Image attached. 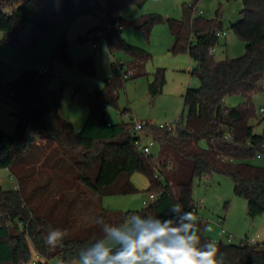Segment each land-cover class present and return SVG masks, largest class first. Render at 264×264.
<instances>
[{
	"label": "trees",
	"instance_id": "1",
	"mask_svg": "<svg viewBox=\"0 0 264 264\" xmlns=\"http://www.w3.org/2000/svg\"><path fill=\"white\" fill-rule=\"evenodd\" d=\"M147 2L108 0L105 17L110 27L103 29L106 46L111 54L121 51L130 55L132 66L124 73L120 64V72L115 70L102 90L81 98L77 91L76 101L89 110L80 132L62 116V88L48 89L53 74L25 69L9 83L0 81V99L22 108L13 135L0 127V170L7 169L18 181L15 190L0 186V264H29L34 253L43 260L36 264H50L55 258L60 264H79V251L103 237L98 218L113 225L123 223L132 213L169 218L174 204L196 216L194 181L216 174L232 179L234 193L247 200L252 220L264 215V166L252 164L264 154V132L257 135L252 126L255 120L264 122L253 103V97L264 92V0H242V20L231 30L244 43L245 54L220 62L211 49L223 34L222 21L197 16L196 4L184 7L181 20L149 14L129 23L147 39L157 24L167 23L174 40L171 52L188 54L195 63L191 74L200 80L198 88L188 89L184 95L185 124H177L173 130L145 124L142 134L151 135L161 145L157 161L139 150L142 135L135 131V123L113 124L107 118V109L118 107L128 73L136 77L135 71L143 70L152 59L147 51L126 43L119 30L126 22L116 16ZM6 9L10 12H4ZM100 12L93 0L78 4L72 0H0L2 41L25 54L62 18L73 21L80 16H100ZM26 27L28 39L24 40ZM57 57L71 63L66 41L59 45ZM165 84V71L159 69L149 84L151 96L160 95ZM234 95L245 102L228 107L225 99ZM30 130L38 139L47 140L46 144L36 145ZM201 141L207 142L206 149L199 145ZM50 143L56 145L48 156L46 145ZM37 165L50 173L34 185L29 179L37 175L32 171ZM136 174L147 177V192L155 197L152 202L138 212L114 213L104 208L106 196L139 192L132 183ZM69 191L77 192L73 199ZM197 221L201 241H214L205 235L202 220ZM55 229L65 232L63 247L45 243V237ZM216 245L218 254L224 255V264H264V243L241 246L220 241Z\"/></svg>",
	"mask_w": 264,
	"mask_h": 264
},
{
	"label": "rangeland",
	"instance_id": "2",
	"mask_svg": "<svg viewBox=\"0 0 264 264\" xmlns=\"http://www.w3.org/2000/svg\"><path fill=\"white\" fill-rule=\"evenodd\" d=\"M72 1L78 4L80 0ZM93 1L101 8L100 16H80L73 21L62 18L25 54H19L16 49L5 44L2 41L3 34L0 32V81L9 83L17 79L21 71L25 69H32L41 74H53L48 82V89L56 91L62 88V116L74 126L76 132L81 131L89 117V110L76 101V91L80 90L78 98H81L83 94L102 90L104 82L113 78L116 71L120 72L118 67L120 64L123 66L124 73L132 66L130 55L121 51L111 54L106 46L103 29L110 24L105 17L108 0ZM191 4H196L195 14L197 16L207 20L219 17L222 21L223 34L213 52L216 61L237 59L245 54L244 43L231 30L233 24L242 20V0H148L141 8L132 5L124 9L116 16L123 18L126 22L121 30V37L129 45L142 48L150 53L152 59L143 70L135 71L136 77H128L125 87L120 92L118 107L107 109V118L111 123L139 122L149 123L156 127L161 124L175 126L186 123L187 111L184 109V95L188 89H196L200 86V80L191 74L195 63L188 54L174 55L171 52L174 40L167 23L157 24L149 39L142 31L130 26L129 23L149 14H158L164 19L181 20L184 7ZM4 12H10V9ZM28 30L29 28L26 27L22 34L24 40L28 39ZM92 33L96 34V39L89 38ZM63 41H66L68 45L70 64L62 62L57 57L58 47ZM94 44H97V47ZM159 69L165 71L166 84L160 95L152 97L149 84L154 81V74ZM133 71L132 69V73ZM244 102V98L236 95L225 99L228 107H238ZM253 103L258 117L263 118V113L260 111L264 108V92L254 96ZM19 109H22L21 106L0 99V127L10 135L16 131ZM125 109L128 112L121 114ZM252 126L255 134L261 135L264 132V122L259 123L255 120ZM141 135L142 144L148 145L154 141L151 135L146 133H141ZM29 136L38 139L33 130H30ZM55 145V143L46 145L48 156L53 155ZM199 145L204 149L208 147L206 141H201ZM151 155L156 161L160 158L161 145L158 142H155ZM40 157L42 160L43 157ZM252 164L264 166V154L253 160ZM44 167L37 165L32 168L37 175L29 180L34 185L37 180L45 181L49 178L47 174L50 170L43 169ZM6 179L0 181V186L5 190L18 186V181L12 179L11 176H6ZM33 179L36 181L33 182ZM132 183L139 192L130 195L106 196L102 199L104 208L114 213H127L141 211L149 205L152 199L150 193L147 192L149 188L147 177L136 174L132 178ZM76 193L69 191L68 194H71L73 199ZM192 196L197 205L200 201H204L203 205H198V213L195 217L200 218L205 224L206 236L215 242L220 240L227 242L226 236L221 235L222 230L225 229L230 234L236 235L234 245H239L241 238L253 237L251 218L248 215V202L235 195L231 178L216 174L207 179H196ZM33 262L29 264H34ZM50 264H60L59 258L51 260Z\"/></svg>",
	"mask_w": 264,
	"mask_h": 264
},
{
	"label": "clouds",
	"instance_id": "3",
	"mask_svg": "<svg viewBox=\"0 0 264 264\" xmlns=\"http://www.w3.org/2000/svg\"><path fill=\"white\" fill-rule=\"evenodd\" d=\"M169 218L132 213L118 225L98 218L103 237L78 253L79 264H224L214 241L202 242L193 212L174 204ZM65 232L51 230L45 243L63 247Z\"/></svg>",
	"mask_w": 264,
	"mask_h": 264
},
{
	"label": "built area",
	"instance_id": "4",
	"mask_svg": "<svg viewBox=\"0 0 264 264\" xmlns=\"http://www.w3.org/2000/svg\"><path fill=\"white\" fill-rule=\"evenodd\" d=\"M107 27H110V24L107 26ZM123 27H119V30H122ZM96 34H90L89 35V38L90 39H96ZM95 47H97V44H94ZM215 51V49H211V53H213ZM128 76H130V73H128ZM261 113H264V108L261 109L260 111ZM145 124L144 123H139V122H135V131L138 133V134H141L142 131H143V128H144ZM176 126V125H175ZM175 126L171 125V124H161L158 126V128H161V129H168V130H173L175 128ZM142 141V140H141ZM138 142V148L141 152H143L144 154L146 155H151V150L152 148L154 147L155 145V141L153 142H150V144L146 145V144H142V142ZM151 199H154L155 197L154 196H150ZM204 204V201H200L198 205H203ZM221 235H225V239L227 240L226 243L228 244H231L233 243L234 241V238L235 236L230 234L228 231H226L225 229L222 230L221 232ZM215 242V241H214ZM220 242V241H219ZM219 242H215V243H219ZM245 244H248V245H253V244H256L255 243V240L252 239V238H242L240 240V243L239 245L243 246Z\"/></svg>",
	"mask_w": 264,
	"mask_h": 264
},
{
	"label": "crops",
	"instance_id": "5",
	"mask_svg": "<svg viewBox=\"0 0 264 264\" xmlns=\"http://www.w3.org/2000/svg\"><path fill=\"white\" fill-rule=\"evenodd\" d=\"M191 72H192V70H191ZM19 110L20 111H19L18 114H19V117H20L22 109H19ZM46 142H47V140L37 139L35 141V144L39 146L41 144H45ZM6 176H8V177L11 176L9 171L7 169L6 170H1L0 171V181L7 180ZM11 178H12V176H11ZM17 187L18 186H16V188L11 189V190H15V189H17ZM251 228H252V232L254 233L252 239L255 240L256 244H263L264 243V215L259 216V217L255 218L254 220L251 219ZM232 235H234L236 237L235 234H232ZM245 238H249V237L246 236ZM34 255H35V259H34V262H33L34 264H36V262H38V261H43L41 258L38 257V255L36 253H34ZM76 264H78V263H76Z\"/></svg>",
	"mask_w": 264,
	"mask_h": 264
},
{
	"label": "water",
	"instance_id": "6",
	"mask_svg": "<svg viewBox=\"0 0 264 264\" xmlns=\"http://www.w3.org/2000/svg\"><path fill=\"white\" fill-rule=\"evenodd\" d=\"M116 20L114 19V22H115ZM76 94H77V91H76Z\"/></svg>",
	"mask_w": 264,
	"mask_h": 264
}]
</instances>
